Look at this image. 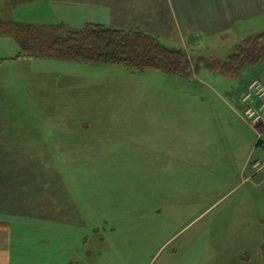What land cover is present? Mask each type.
<instances>
[{
  "label": "rangeland",
  "instance_id": "374dc122",
  "mask_svg": "<svg viewBox=\"0 0 264 264\" xmlns=\"http://www.w3.org/2000/svg\"><path fill=\"white\" fill-rule=\"evenodd\" d=\"M3 21H40L0 0V209L29 215L10 220L13 260L264 264V182L241 173L245 146L232 150L252 137L264 159V130L241 101L264 62L236 76L199 73L209 86L194 95L185 76L155 67L26 57ZM55 29H44L46 48L71 30ZM217 93L237 112L217 116ZM187 97L202 117L185 118ZM204 125L224 150H195Z\"/></svg>",
  "mask_w": 264,
  "mask_h": 264
},
{
  "label": "crops",
  "instance_id": "0c3cea01",
  "mask_svg": "<svg viewBox=\"0 0 264 264\" xmlns=\"http://www.w3.org/2000/svg\"><path fill=\"white\" fill-rule=\"evenodd\" d=\"M6 1L11 10L37 13L40 22L32 23L35 26L59 27L61 30L67 27L76 30L77 28L82 29L88 24H100L108 27L145 32L153 35L170 48L184 49L192 65L189 70L190 74L185 76V90L188 91L193 88L194 90L190 92L194 95V91L201 92L205 86H209L207 81L197 76L199 73V75L202 73L205 75H209V73L227 75L221 70L220 65L236 51L237 46L246 38L264 32V0ZM254 21H257L255 26H253ZM16 22L30 24L27 22ZM202 67L203 69H211V72L202 70ZM213 79L215 81V78ZM248 84L249 82L243 88L244 95ZM200 97L201 99L203 98V96ZM195 100L203 103L194 104L197 106H204L206 102L196 98ZM241 101L244 111L245 104L243 100ZM192 105L187 97L185 101V118L187 113L198 118L202 117L198 110L194 111L192 109ZM216 107L218 108L217 116L221 115L224 117L227 113L237 112L220 96ZM233 115L235 116V114ZM258 127L264 130V123ZM189 128L192 127L189 126ZM194 129H196L195 132H198L196 138L199 141L195 150H224L223 140L219 139L216 133L214 138L212 130L208 132L207 126H202V129H199V127ZM258 141L257 145L263 143L261 140L258 144ZM255 145V138L252 137L246 138L245 141L241 139L238 142H233L232 150H241L244 146L245 150H248L247 156L245 155L243 160L241 158L243 161L241 173L251 172L248 178L251 176L257 177V175H253L251 162L255 159H263L260 157L254 158L252 150H256ZM259 177L261 178L260 181L264 182V178L262 176ZM0 188H2L1 183ZM1 195H3L2 191H0ZM3 203L6 207L15 204L12 191L6 190ZM20 204L26 206L24 201H21ZM23 212L21 214L14 213L9 208L0 209V264H21L13 260L15 258L13 256V251L15 250L13 249L14 229L10 220H23L24 217H29ZM86 259L87 261L89 260L88 264H94L93 254L86 253Z\"/></svg>",
  "mask_w": 264,
  "mask_h": 264
},
{
  "label": "trees",
  "instance_id": "16d2710c",
  "mask_svg": "<svg viewBox=\"0 0 264 264\" xmlns=\"http://www.w3.org/2000/svg\"><path fill=\"white\" fill-rule=\"evenodd\" d=\"M4 31L15 32L26 57H51L87 63L122 64L135 70L155 67L166 73L189 75L191 61L181 48H170L153 35L136 30L88 24L58 35L47 48L43 45L46 26L2 22ZM43 27V28H42ZM19 53L18 57H22ZM264 62V32L246 38L220 66L227 75H237L247 65ZM261 142L259 139L258 144Z\"/></svg>",
  "mask_w": 264,
  "mask_h": 264
},
{
  "label": "built area",
  "instance_id": "2783aa9c",
  "mask_svg": "<svg viewBox=\"0 0 264 264\" xmlns=\"http://www.w3.org/2000/svg\"><path fill=\"white\" fill-rule=\"evenodd\" d=\"M245 104L244 118L252 125L264 123V79H254L247 87L243 96ZM253 174L264 178V159H255L251 162Z\"/></svg>",
  "mask_w": 264,
  "mask_h": 264
}]
</instances>
